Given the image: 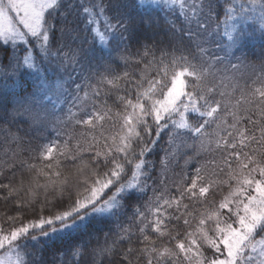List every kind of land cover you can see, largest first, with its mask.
Segmentation results:
<instances>
[{
	"label": "snow or ice",
	"instance_id": "snow-or-ice-1",
	"mask_svg": "<svg viewBox=\"0 0 264 264\" xmlns=\"http://www.w3.org/2000/svg\"><path fill=\"white\" fill-rule=\"evenodd\" d=\"M0 209V264H264V0H0Z\"/></svg>",
	"mask_w": 264,
	"mask_h": 264
},
{
	"label": "trees",
	"instance_id": "trees-1",
	"mask_svg": "<svg viewBox=\"0 0 264 264\" xmlns=\"http://www.w3.org/2000/svg\"><path fill=\"white\" fill-rule=\"evenodd\" d=\"M181 163H182V161H181ZM0 211H2V209H0Z\"/></svg>",
	"mask_w": 264,
	"mask_h": 264
}]
</instances>
